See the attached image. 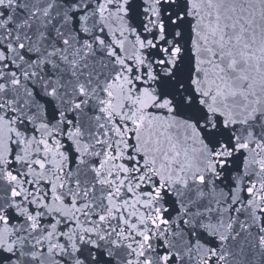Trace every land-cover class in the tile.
Masks as SVG:
<instances>
[{"label":"snow or ice","instance_id":"6c2138e0","mask_svg":"<svg viewBox=\"0 0 264 264\" xmlns=\"http://www.w3.org/2000/svg\"><path fill=\"white\" fill-rule=\"evenodd\" d=\"M0 264H264V0H0Z\"/></svg>","mask_w":264,"mask_h":264}]
</instances>
